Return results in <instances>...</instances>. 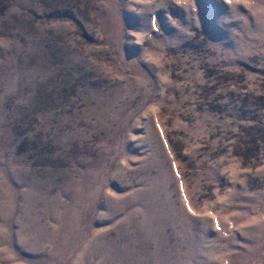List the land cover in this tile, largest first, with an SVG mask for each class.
I'll use <instances>...</instances> for the list:
<instances>
[{
	"label": "rangeland",
	"instance_id": "obj_1",
	"mask_svg": "<svg viewBox=\"0 0 264 264\" xmlns=\"http://www.w3.org/2000/svg\"><path fill=\"white\" fill-rule=\"evenodd\" d=\"M0 264H264V0H0Z\"/></svg>",
	"mask_w": 264,
	"mask_h": 264
}]
</instances>
